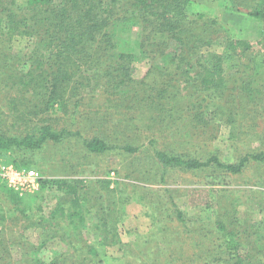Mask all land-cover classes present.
<instances>
[{"label":"trees","instance_id":"obj_1","mask_svg":"<svg viewBox=\"0 0 264 264\" xmlns=\"http://www.w3.org/2000/svg\"><path fill=\"white\" fill-rule=\"evenodd\" d=\"M226 12L256 19L258 36L231 34ZM214 43L223 52L209 51ZM140 56L148 68L136 78ZM229 59L233 73L225 70ZM85 92L101 95L100 107L127 115L148 136L165 138L161 148L153 146L151 180L165 182L178 169L215 183L263 164L264 0H0V100L11 111L0 104V158L18 168L37 165L44 145L65 131L50 120L74 117ZM49 113L56 117H40V125L21 133L7 126ZM127 122L117 116L112 126L131 130ZM225 123L233 127L235 149L246 148L232 161L209 144ZM254 139L258 144L248 145ZM83 144L94 156L113 147L99 135ZM121 148L138 149L129 139ZM0 183V264H101L118 245L125 264H264V198L254 200L253 189L220 187L214 205L194 199L207 193L190 191L191 207L203 208L189 214L174 200L185 193L167 187L131 184L125 191L105 177L61 176L41 178L38 190L20 196ZM132 201L149 208L150 236L136 233L124 243L118 220ZM55 238L64 249L51 254Z\"/></svg>","mask_w":264,"mask_h":264},{"label":"rangeland","instance_id":"obj_2","mask_svg":"<svg viewBox=\"0 0 264 264\" xmlns=\"http://www.w3.org/2000/svg\"><path fill=\"white\" fill-rule=\"evenodd\" d=\"M21 1L18 0V2ZM219 9L220 8L217 7L212 11L215 12ZM222 20L227 24L228 31L235 36L252 40L259 34L260 23L256 19L249 18L239 13L226 12L223 14ZM208 50L218 53L223 52L222 46L217 43L212 44ZM136 53H138V50H136ZM147 68V60L140 56L133 64L132 74L134 77L140 78L145 74ZM235 68L236 65L233 60L229 59L225 63L226 72L233 73ZM83 96V101L74 117L72 116V118H69L64 116V118L50 120L54 129L63 128L65 131L61 140L57 142L50 141L44 145V148H42L37 155L39 157L37 165L31 166L40 171L42 178L61 176L84 179L105 177L111 181L112 187L120 185L121 188H125V191L131 189V184H140L161 189L165 187L172 188L185 193L176 196L174 200L179 206L184 207L189 214H194L195 212L199 213L198 211L203 208V206H199L196 209L191 207L188 203V194L190 191L207 193V198L205 200L203 197L204 193L202 199H200L201 194L194 197V199L200 201L201 204L207 200V202L209 201L214 205L216 189L220 187L234 190L238 189L241 190V192L242 190L246 191L253 189L255 190L254 200L264 198V163L259 166H255L254 164L248 165L240 173H227L222 177L214 178L216 179L215 183L205 181V179L196 173H184L178 169H170L166 173L165 182L151 180L153 173L157 170L153 146L161 148L165 138L160 137L157 133L153 134V136H148L150 133L144 131L140 123L130 120L127 122V115L116 114L115 112L112 113L104 106L100 107L101 101H103V97H100L101 95L85 92ZM0 104L4 112H11L9 111V106L4 104L3 101L0 100ZM43 116L48 118L56 117L52 113L31 117L29 118V123L20 122L19 125H15L14 128L6 124L9 131L21 133L27 128L31 129L34 124L40 125L41 122L39 118ZM60 116H63V114L58 113L57 117ZM117 116H121L123 121L129 124V129L131 130H125L123 132H121V129L120 131L116 130V128L112 126V121H114ZM7 118L8 120H6ZM6 119V121L11 122V117H6ZM132 123H135V126ZM137 125H140V128H138ZM232 129L233 127L231 124H223L220 128L218 137L213 139L212 142H209L218 155L227 161L234 160L238 151L244 152L246 149L242 143L239 144L240 150L237 151L235 149ZM79 133L80 135H78ZM92 135L104 137L113 147L108 149L103 155L94 156L93 154L87 153L83 144V138ZM150 137H155L157 139L154 145H149L148 139ZM126 139L132 140L134 145L138 147L135 152L127 153L121 148V145ZM258 142L259 140L254 139V141H251V144H247L254 146L258 144ZM0 163L13 164L12 162H6L4 158H0ZM159 171L161 172V170ZM160 172H156L157 176L155 177L157 179H160ZM116 181H119V183H116ZM208 211V215H213L214 210ZM148 213L149 208H147V206L136 203L135 201L126 204L125 211L118 220V231L122 242L125 243L134 240L136 233L148 235V237L150 236L151 219ZM246 214V205H238V217L244 218ZM202 215L207 217L204 212ZM252 215V217L255 218L254 214ZM85 232V236L88 238L91 237L88 235V229H85ZM30 239L36 243L39 240L37 235H32ZM189 246L184 245V249H188ZM47 249L49 253L55 254L64 249V246L55 238L49 242ZM135 251L137 250L135 249ZM121 253V245H118V247H109L107 256L103 258L104 260L101 264H125L126 259L123 257L118 258Z\"/></svg>","mask_w":264,"mask_h":264},{"label":"built area","instance_id":"obj_3","mask_svg":"<svg viewBox=\"0 0 264 264\" xmlns=\"http://www.w3.org/2000/svg\"><path fill=\"white\" fill-rule=\"evenodd\" d=\"M0 178L18 195L24 196L38 190L42 176L36 168H18L11 163H0Z\"/></svg>","mask_w":264,"mask_h":264}]
</instances>
